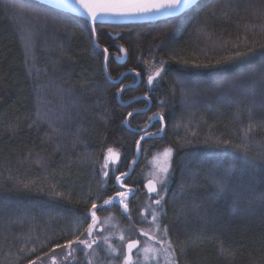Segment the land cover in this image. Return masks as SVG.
Masks as SVG:
<instances>
[{"label": "trees", "instance_id": "trees-1", "mask_svg": "<svg viewBox=\"0 0 264 264\" xmlns=\"http://www.w3.org/2000/svg\"><path fill=\"white\" fill-rule=\"evenodd\" d=\"M95 35L110 80L139 77L121 101L147 96L129 126L163 118L122 184L140 187L146 159L171 149L157 222L174 264H264V0H201L173 19L96 24ZM103 59L83 19L0 0V264H36L85 239L92 212L118 194L140 138L124 122L147 102L121 106L135 76L112 83ZM109 151L118 163L103 178Z\"/></svg>", "mask_w": 264, "mask_h": 264}, {"label": "rangeland", "instance_id": "rangeland-1", "mask_svg": "<svg viewBox=\"0 0 264 264\" xmlns=\"http://www.w3.org/2000/svg\"><path fill=\"white\" fill-rule=\"evenodd\" d=\"M157 73L155 69L150 73L153 80H157ZM105 156L102 168L103 172H108L110 167L106 166V161L117 164L118 155L109 151ZM164 168L170 170V160L164 151H160L146 159L139 173L141 183L152 181L156 184L158 194L153 199L159 200V204L153 205V199L142 196L136 201L135 216L132 214L124 222L118 214L105 213L95 221L91 236L88 233L89 240L83 239L91 247L81 243L62 247L36 264H174L172 253L157 222L162 206V189L169 172L164 173ZM119 205L124 209L122 203ZM131 241H137L138 246L132 252L130 261L126 262L125 245Z\"/></svg>", "mask_w": 264, "mask_h": 264}, {"label": "water", "instance_id": "water-1", "mask_svg": "<svg viewBox=\"0 0 264 264\" xmlns=\"http://www.w3.org/2000/svg\"><path fill=\"white\" fill-rule=\"evenodd\" d=\"M32 1L40 3L44 6L50 7L52 9L57 10V11L67 13V14H70V15L75 16V17H79L88 23L91 34H92L93 46L95 48L99 49L100 51H102L104 54L103 71H104V75H105L106 79H108L109 81H111L114 84H117L125 75H128V74L134 75L137 79L135 84L122 87L116 96L117 101L121 106H129L138 100H147V98L145 96L135 98V99L128 101V102H121V100H120V95H121L122 91L126 88L135 87L138 84L139 77L136 73L131 72V71H127V72L121 74L117 80H114V81L110 80L108 73H107V57H108L107 52H105L104 49L99 48L96 44V36H95V34H93V31H92L93 28L95 27V25L96 24H100V25L143 24V23H151V22L163 21V20H167V19H173V18L179 17L180 15H182L183 13L188 11L191 7H193L200 0H182L181 5L177 9L161 8L159 11L153 10L150 13L140 15L137 17H116V16H110V15H101L94 23L91 21L90 17L88 16L87 10L84 7H82L79 3H77L76 0H32ZM86 2L90 5H95V4L103 2V0H86ZM149 2L163 3L164 0H149ZM117 37L118 36H113L112 38L115 40V39H117ZM118 51L120 53V57H114L115 62L118 65H124L126 62V59H127L126 52L123 48H120V47H118ZM149 107H150V105L148 104V106L145 109L133 111L131 113V115H128V117L124 123V126L126 129L130 130L131 132L137 133V134L146 133L149 129L150 124L154 121H157L161 124V130H160L159 134H157L155 136H143V139L152 138V137H154V138L160 137L163 130H164L163 120L161 119V117L159 115H155V116L151 117V119L149 120L148 126L144 130H134V129H131L129 127V125H128L129 118L134 114L147 112L149 110ZM143 139H140L139 142H141V140H143ZM139 158H140V151H139L138 146L136 145L135 158L130 165L128 173L125 174L123 177H127L131 174V172L133 171V169H134L135 165L137 164ZM116 180H118V179H116ZM152 187L155 188V185L151 181H148L144 185V189L147 192V194H149V195L155 194L156 188H155V191H151ZM126 193H127V191H126ZM132 194H133V192H129V195H132ZM122 197L123 196L120 195V197L116 200L119 201ZM113 203L114 202H112L111 204H109L108 206H105V207L109 208L111 205H113ZM133 243L135 244V247H133L131 249V251L133 249H135L137 246V243H135V242H133ZM133 243H130V244H133ZM128 246H129V244L126 246V260L127 261L130 260V252H131V251H129Z\"/></svg>", "mask_w": 264, "mask_h": 264}, {"label": "snow or ice", "instance_id": "snow-or-ice-1", "mask_svg": "<svg viewBox=\"0 0 264 264\" xmlns=\"http://www.w3.org/2000/svg\"><path fill=\"white\" fill-rule=\"evenodd\" d=\"M76 2L87 10L88 16L90 17L91 21L94 23L101 15H110L116 17H137L140 15L150 13L153 10L159 11L161 8L177 9L181 5L182 0H164L163 3L149 2V0H103V2L95 5L88 4L86 0H76ZM92 31L93 34H95V28H93ZM105 52H107V49H105ZM157 75H159V72L157 73ZM149 83H152L151 77L149 78ZM129 115H131V113H129ZM141 139H143V137H141ZM137 146L139 148L140 146L139 141H137ZM164 155L166 157H170L171 149H165ZM162 171L164 173H167L169 169L164 168L162 169ZM117 179H119V177H117ZM121 187H123V184L121 185ZM151 191H155V188L152 187ZM119 195L124 196V193H119ZM162 198L163 197H161V199ZM111 203H112L111 200L105 201V204H111ZM156 203L159 204V200H157ZM96 208L97 205L93 203L92 209H96ZM125 210H127V206H125ZM92 218H93V224L89 225V230H91L94 227V223L96 220V213L94 211L92 212ZM166 231L167 229H165V232ZM89 236H91V231H89ZM79 242L81 244H84L85 247H91V245L84 240H80ZM73 243H76V241L75 240L69 241L68 244L65 246L70 247ZM128 247H129V251H131V249L135 247V244L134 243L129 244Z\"/></svg>", "mask_w": 264, "mask_h": 264}, {"label": "flooded vegetation", "instance_id": "flooded-vegetation-1", "mask_svg": "<svg viewBox=\"0 0 264 264\" xmlns=\"http://www.w3.org/2000/svg\"><path fill=\"white\" fill-rule=\"evenodd\" d=\"M115 47H116V45H115Z\"/></svg>", "mask_w": 264, "mask_h": 264}]
</instances>
